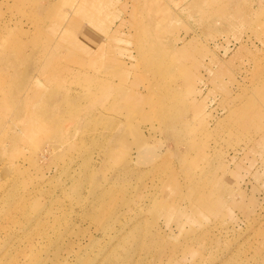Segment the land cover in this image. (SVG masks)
Masks as SVG:
<instances>
[{
    "label": "rangeland",
    "instance_id": "374dc122",
    "mask_svg": "<svg viewBox=\"0 0 264 264\" xmlns=\"http://www.w3.org/2000/svg\"><path fill=\"white\" fill-rule=\"evenodd\" d=\"M0 264H264V0H0Z\"/></svg>",
    "mask_w": 264,
    "mask_h": 264
}]
</instances>
